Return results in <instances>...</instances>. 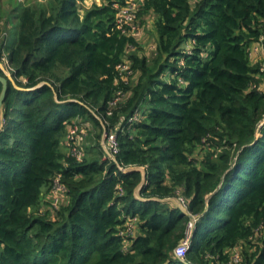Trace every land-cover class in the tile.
Here are the masks:
<instances>
[{
	"label": "trees",
	"instance_id": "trees-1",
	"mask_svg": "<svg viewBox=\"0 0 264 264\" xmlns=\"http://www.w3.org/2000/svg\"><path fill=\"white\" fill-rule=\"evenodd\" d=\"M84 1L24 6L9 55L0 20V62L13 77L0 130V264H227L238 250L237 264H264V67L252 61L264 0H142L130 13L155 16L151 57L137 53L133 21L119 27L128 0L81 15ZM86 124L88 141L67 145L69 128L81 137ZM105 132L117 136L116 161ZM135 166L147 168L144 198L180 197L200 216L184 260L176 250L191 219L137 200L141 175L121 169ZM59 176L65 200L52 217L41 210Z\"/></svg>",
	"mask_w": 264,
	"mask_h": 264
},
{
	"label": "rangeland",
	"instance_id": "rangeland-1",
	"mask_svg": "<svg viewBox=\"0 0 264 264\" xmlns=\"http://www.w3.org/2000/svg\"><path fill=\"white\" fill-rule=\"evenodd\" d=\"M48 0H0V20L4 24L5 30L7 31V37L9 35L7 46L5 49V53L9 55L10 50L15 43L17 30H18V11L21 10L24 6L28 4H46ZM142 0H128V8H125L119 13L120 19H129V23H131V17L133 19V16H131L130 11L133 10L134 13H136L140 3ZM197 0H192L193 3H195ZM95 4H101L100 0H85L84 2L80 3L82 10L81 15H83L84 11L91 9ZM154 21L155 16L149 15L147 17L134 19L133 23V30L132 33L135 35L139 46L137 47L136 51L141 56L151 57L157 41L158 36L154 28ZM252 61L253 63H262V66L264 67V48L261 46H254L252 49ZM88 129H85L81 137L78 136L75 143L76 146L79 148L81 145H84L88 141L87 136V130L93 131V126L91 124H86ZM86 127V128H87ZM103 138L101 139L102 147L104 145ZM92 141V140H91ZM205 154V151H199L196 155L198 158H202ZM65 200V197L63 200L58 202V208ZM55 200L51 196V193L46 198L45 204L42 206V213L48 212L52 217L56 215V211L58 208H55ZM132 225V234H138V224L134 220L128 219L126 222V226ZM239 251V250H238Z\"/></svg>",
	"mask_w": 264,
	"mask_h": 264
},
{
	"label": "built area",
	"instance_id": "built-area-1",
	"mask_svg": "<svg viewBox=\"0 0 264 264\" xmlns=\"http://www.w3.org/2000/svg\"><path fill=\"white\" fill-rule=\"evenodd\" d=\"M131 16H133L134 18V15L131 14ZM119 18V16H118ZM129 19H120L118 20V23H119V27L123 26V24L126 23V21H128ZM131 20L133 21L132 17H131ZM131 21V22H132ZM129 22V21H128ZM3 65L5 66L6 70L12 75V68L9 64V61L7 59L6 56H4L3 58ZM123 70H126L127 69V66H124L122 67ZM138 114H136L133 118H132V121L133 120H137L138 119ZM264 125V122H262V125L261 127ZM85 129H82L81 130V133L82 134H85L84 132ZM79 133V128L76 126V127H70L69 128V135H68V142H67V145L71 146V142H75L77 137H78V134ZM103 141H104V145H103V148L104 150L106 151L107 153V158L109 159H112L114 161H116V157L119 153V143H118V139H117V136L115 133L111 132V133H108V132H105L104 133V136H103ZM72 154L79 160L81 161L82 158H83V153L81 151H79L76 147H73L72 148ZM122 170H124V168H121ZM65 194H66V187L65 185H63V183L61 182V176L57 177L54 181V186H53V189H52V192H51V196L53 197V199L55 200V208H58V202H60L61 200H63V198L65 197ZM183 200V199H182ZM184 202V200H183ZM128 229L127 231L131 232L132 230V225H130L129 227L126 226ZM190 229H191V224H190ZM127 231H122L121 232V235L122 234H125V232ZM191 231H190V234H189V237L184 240L181 245L178 247V249L176 250V256L181 259V260H184L186 258V255L190 249V245H191ZM241 261V258H240V254H239V251H235L233 253V255L231 256V260L230 262H228L227 264H237Z\"/></svg>",
	"mask_w": 264,
	"mask_h": 264
},
{
	"label": "water",
	"instance_id": "water-1",
	"mask_svg": "<svg viewBox=\"0 0 264 264\" xmlns=\"http://www.w3.org/2000/svg\"><path fill=\"white\" fill-rule=\"evenodd\" d=\"M0 69L6 75V77H3V76L0 75V82H2L3 85H4L3 91H2V94H1V97H0V130H1L3 125H4V121H3V105H4V101H5L7 92H8V82H9V80L13 81V77L6 70L5 66L1 62H0ZM123 171L126 174L139 173L141 175V182L139 183V185L135 189V197H136L137 200L144 201V202L158 201V202H162V203H171L174 206L178 207L183 212L184 215H186L187 217H189L191 219L192 236H191L190 240L192 242L193 231H194V229L196 227V223L199 220L200 216L192 215L191 212L189 211L187 205L183 202V200L180 197H171V198H166V199L144 198L142 196V191L148 185V172H147V168L146 167H143V166L129 167V168L124 169Z\"/></svg>",
	"mask_w": 264,
	"mask_h": 264
}]
</instances>
